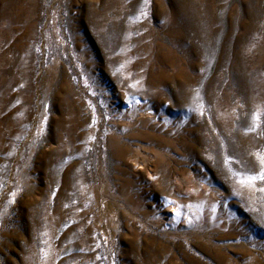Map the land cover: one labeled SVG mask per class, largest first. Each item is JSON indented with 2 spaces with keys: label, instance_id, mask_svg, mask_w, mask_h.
Listing matches in <instances>:
<instances>
[{
  "label": "rangeland",
  "instance_id": "1",
  "mask_svg": "<svg viewBox=\"0 0 264 264\" xmlns=\"http://www.w3.org/2000/svg\"><path fill=\"white\" fill-rule=\"evenodd\" d=\"M262 175L264 0H0V264H264Z\"/></svg>",
  "mask_w": 264,
  "mask_h": 264
},
{
  "label": "bare ground",
  "instance_id": "2",
  "mask_svg": "<svg viewBox=\"0 0 264 264\" xmlns=\"http://www.w3.org/2000/svg\"><path fill=\"white\" fill-rule=\"evenodd\" d=\"M162 153L166 154V151ZM148 173L152 174L150 172ZM188 188L190 189V192L194 194L192 202L181 204L177 200L166 198L164 206L167 208V214H168L167 218L169 221H172V219L174 220L178 219V220L185 222V224H191L193 227L198 228L201 225L205 217H213L214 215L213 207L214 206L212 207L211 205L209 206L207 205L208 207L206 209H203L202 205L206 203V200L203 194L199 192V191H202L201 188L196 187L192 184L189 185Z\"/></svg>",
  "mask_w": 264,
  "mask_h": 264
},
{
  "label": "snow or ice",
  "instance_id": "3",
  "mask_svg": "<svg viewBox=\"0 0 264 264\" xmlns=\"http://www.w3.org/2000/svg\"><path fill=\"white\" fill-rule=\"evenodd\" d=\"M250 179H255V177H252ZM261 179H264V175L261 176Z\"/></svg>",
  "mask_w": 264,
  "mask_h": 264
}]
</instances>
